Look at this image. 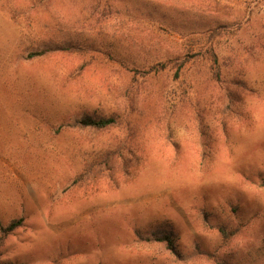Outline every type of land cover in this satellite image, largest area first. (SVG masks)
Segmentation results:
<instances>
[{
	"label": "rangeland",
	"instance_id": "obj_1",
	"mask_svg": "<svg viewBox=\"0 0 264 264\" xmlns=\"http://www.w3.org/2000/svg\"><path fill=\"white\" fill-rule=\"evenodd\" d=\"M60 41L84 50L31 57ZM14 220L2 264H264V0H0Z\"/></svg>",
	"mask_w": 264,
	"mask_h": 264
},
{
	"label": "trees",
	"instance_id": "obj_2",
	"mask_svg": "<svg viewBox=\"0 0 264 264\" xmlns=\"http://www.w3.org/2000/svg\"><path fill=\"white\" fill-rule=\"evenodd\" d=\"M84 49L82 46L78 43H74L73 41H60V42H53L50 45V48L48 50L42 49V51H38L31 55V57H41L46 55L48 52H59V51H65V52H81ZM211 55L213 57V61L215 64L218 63L219 59L217 56V53H215L214 50H211ZM213 80L217 81L220 84H223L224 80L222 77V71L221 67L218 65L214 69L213 73ZM123 120L121 119V116L119 115H111L109 117H95L91 115H86L83 116L79 119H76L73 124L75 127L81 128V129H93V130H107L113 127L119 126ZM110 158L107 157L106 159L102 160L103 164L108 163V160ZM22 220H14L12 221L8 226H1L0 230V246L4 242L5 238L13 231H15L17 228H19L22 225ZM219 232L223 238L224 243H227L233 236H235L238 232L239 229L238 227L235 229H229L225 226H221L219 228ZM153 238L150 240H155L157 242L165 243L167 247L173 252L178 254L179 251L175 245L176 243V238L173 233L167 234V233H153L152 234ZM209 256H214L210 254ZM218 264H227L225 261L221 259H215ZM0 264H2L0 262Z\"/></svg>",
	"mask_w": 264,
	"mask_h": 264
}]
</instances>
